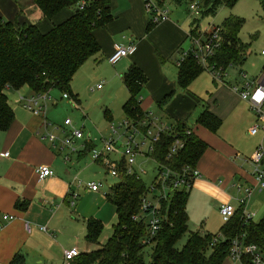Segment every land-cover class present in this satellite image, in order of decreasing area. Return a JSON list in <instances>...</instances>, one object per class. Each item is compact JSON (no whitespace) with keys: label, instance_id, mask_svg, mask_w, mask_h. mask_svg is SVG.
<instances>
[{"label":"crops","instance_id":"1","mask_svg":"<svg viewBox=\"0 0 264 264\" xmlns=\"http://www.w3.org/2000/svg\"><path fill=\"white\" fill-rule=\"evenodd\" d=\"M158 1L166 7L168 0ZM109 7L112 21L95 30L100 50L79 69L111 64L109 57L115 45L133 42L135 50L114 64H118L122 83L124 74L133 65L141 68L147 76L140 93L142 110L158 117L170 129L185 124L207 143L197 162L200 176L190 190L197 193L194 197L199 195L205 200L209 196L218 208L231 203L236 213L246 210L252 219L257 218L254 222H259L264 217V190L255 188L254 166L248 158L261 144L263 131L249 133L256 120L250 103L229 88L224 78L217 80L205 70L187 88L178 85L177 62L192 47L191 30L198 26L176 11L168 14L167 20L153 23L145 0H109ZM74 11L75 8H65L49 19L32 0H0L1 19L19 25L35 24L42 32L49 31ZM197 34L201 35L199 31ZM28 91L20 94L19 104L11 103L8 96L15 118L8 129L0 130V264H63L65 250L72 247H77L80 253L95 250L86 241V221L91 218L103 224L117 221L116 207L107 198L109 190L103 194L85 186L78 189L80 196L71 206L69 190L76 189L79 171L64 160L70 154H64L63 149L54 147L45 138L48 133L62 138L63 129L69 131L70 126L64 124L60 134L52 131L46 113L36 114L24 107L23 100L34 94L30 87ZM78 100L79 106V96ZM205 110L220 120L217 131L198 123ZM41 165L50 166L54 174L40 179L37 168ZM238 183L254 187L246 207L239 203L242 193L237 190ZM22 201L28 203L24 209L17 206ZM5 215L14 219L5 220ZM227 258L222 264H235Z\"/></svg>","mask_w":264,"mask_h":264},{"label":"trees","instance_id":"2","mask_svg":"<svg viewBox=\"0 0 264 264\" xmlns=\"http://www.w3.org/2000/svg\"><path fill=\"white\" fill-rule=\"evenodd\" d=\"M46 18H52L65 8H75L72 15L49 31L42 32L35 24L19 25L0 18V130H6L15 118L8 95V87L20 89L28 85L34 93L49 92L58 89L68 93L75 102L78 96L72 90V80L81 65L100 50L95 30L107 25L113 19L109 0H32ZM85 1V8L78 5ZM181 1V0H177ZM238 0H202L205 7L203 15L216 14L218 9L227 5L233 7ZM264 11V0H259ZM244 19L237 16L227 17L220 29L221 46L211 63L226 71L233 62L244 60V48L247 47L239 37ZM191 33L196 36L198 27ZM206 70L189 54L179 66L178 85L187 88L190 83ZM147 82V76L141 68L133 65L123 76V83L129 97L123 104L127 119L138 124L144 111L141 108L140 93ZM79 101V100H78ZM198 123L211 131H217L220 120L208 110L198 117ZM191 129L192 134H185ZM179 133L186 138L185 147L171 157L169 149ZM90 143V144H89ZM87 150L92 149L91 142H85ZM207 143L185 124H179L173 131L163 134L151 154L173 170L184 166L197 167V162ZM159 166V170H160ZM158 174L153 183L156 182ZM192 187V186H191ZM189 189H178L159 200L162 222L156 235L150 239L152 247L151 261L145 260V240L149 237L145 214L141 205L149 187L135 172L129 174L121 168L120 180L107 194L108 200L116 207L117 221L113 225L112 236L108 242L95 250L81 253L72 264H222L228 257L232 240L244 235L247 242L258 244L264 252V217L259 222L247 218L244 210L225 222L221 234L213 236L191 232L186 245L176 248V243L189 231L188 202ZM27 202L17 203L26 208ZM136 216L143 218L137 219ZM104 224L95 218L86 221V241L99 243ZM212 249L210 254L207 251Z\"/></svg>","mask_w":264,"mask_h":264},{"label":"rangeland","instance_id":"3","mask_svg":"<svg viewBox=\"0 0 264 264\" xmlns=\"http://www.w3.org/2000/svg\"><path fill=\"white\" fill-rule=\"evenodd\" d=\"M199 1L202 4V0ZM190 2L191 0H168L166 8L169 11V15H173L176 11L188 17L193 26H198V31L202 36L212 28L221 26L227 17L237 16L244 19V25L239 33L242 42L247 46L244 48V60L241 63L233 62L229 65L224 73L223 80L228 83L226 85L229 88L231 87V89L232 86L242 89L245 82L258 80L264 73V55L262 54L264 49V11L260 1L238 0L233 7L223 5L216 14L203 15L202 13L200 16H196L190 11ZM205 73L213 76L210 70L206 69ZM243 74H246L247 77L244 78ZM98 84H101V88H98ZM71 86L74 93L79 96L80 105H75L74 100L71 98L63 97L64 93L60 90L51 89L50 95L52 99L47 102L45 110L47 122L49 123V128L56 134L62 132L66 119H71L72 126L83 131L84 137L78 141L74 140L76 143L70 147L65 146L63 153L70 154L71 161L68 163L79 171V178L83 182H101L103 185L100 192L106 194L120 180V177L112 176L109 172L108 161L119 162L122 158L126 138L123 135L125 127H119V124L127 119L123 104L126 101L124 99L128 98V92L119 75L118 64L114 66L109 63H105L103 66L99 64L93 68L82 67L77 70ZM28 90L29 86L24 85L18 90L13 87L7 88L5 92L9 96L11 103L19 104L20 94L25 95L29 93ZM254 114L257 117L255 111ZM164 120L166 119L164 118ZM67 129L70 130L71 126ZM112 139L114 140V151L105 152L102 160H93V151L102 152L106 141ZM136 140H142L140 134L136 136ZM87 141L92 144L91 150H87L84 146ZM72 147L77 150L71 151ZM143 150L146 152L147 147H144ZM133 167L147 187H151L158 174V161L151 154L139 153L136 156V162ZM196 194L195 191H190L188 203L190 213L189 231L177 241L176 248L178 249H182L186 245L191 232L198 231L203 235L217 236L221 234L222 227L226 222L215 201H212L209 196L205 200L200 198L199 195L194 197ZM155 195H159L157 190L155 193H150L148 199L155 201ZM257 205H255L253 211H256ZM256 219L254 217L253 220L257 221ZM115 222L107 221L104 223L98 244H87H90L93 249L100 248L106 244L112 236ZM84 240L83 238V244ZM152 247V244H148L145 248L146 262L151 261ZM211 252L212 249H209L207 254ZM227 259L229 260V258ZM235 264L240 263L235 261Z\"/></svg>","mask_w":264,"mask_h":264},{"label":"built area","instance_id":"4","mask_svg":"<svg viewBox=\"0 0 264 264\" xmlns=\"http://www.w3.org/2000/svg\"><path fill=\"white\" fill-rule=\"evenodd\" d=\"M85 1L80 2L78 8L80 10L84 9ZM146 8L151 15V21L153 23H159L165 21L169 17L168 9L161 4L158 0H145ZM190 11L196 15L200 16L204 12L205 7L201 5L199 0H191L189 5ZM192 41V47L182 54L181 59L178 60L177 65L180 66L183 60L189 55L192 54L193 57L203 66L205 69L210 70L215 79L222 80L225 75V71L222 67H217L216 64L211 63L210 59L214 58L217 50L221 46V35L219 28H212L206 34L194 36L190 34ZM136 45L131 42L127 45H115L113 54L109 57V62L111 64H116L121 58L126 57L128 54L135 50ZM264 55V49L262 50ZM244 78L247 77L246 74H243ZM264 80L263 75L254 82H248L244 85V88L240 89L237 86H232V90L239 94L241 99L246 100L250 103L253 111L256 112V120L250 128L251 134H256L260 130L263 131L261 144L256 148L252 155L248 158L254 166L253 176L255 179V188L258 190H264ZM98 88H101V84H98ZM63 97L71 98L68 93H64ZM52 97L49 92L34 93L30 98H25L23 100L24 107L31 110L36 114H45L47 108L46 101L51 100ZM74 104L77 103L74 101ZM64 124L66 126H71L69 131L63 129L64 136L62 138L56 136L55 134L48 133L45 138L53 143L54 147L59 149H64L65 146H72L74 140L82 139L84 137L83 131L79 130L72 126L71 119H66ZM119 127H125L124 136L126 142L124 144V149L122 152V158L119 162H109L108 168L112 176L120 177L121 168L124 166L126 172L129 174L135 173L133 165L136 162L137 154H146L150 155L154 152L156 143L160 140L163 134L173 131L169 127L160 123V119L155 117L152 113L145 112L141 121L138 124H133L129 119L124 120V122L119 124ZM114 130V128H113ZM115 131V130H114ZM140 134L142 137L141 141L136 140V136ZM185 134H192V130H186ZM114 140L106 141L104 150L100 153L93 151L92 158L95 161L102 160L104 158L105 152L114 151ZM186 138L182 134H175V139L172 142L168 157L173 156L179 152L182 148L185 147ZM144 147H147V151L143 150ZM75 147H72L71 151H76ZM6 156L8 153L5 154ZM64 160L69 162L71 160L69 155H65ZM160 170H158V178L151 187H149L147 195L143 199L141 205V212L147 215L145 216V222L147 224V230L150 238L145 240V243L150 244V239L156 235L157 231L160 229L162 222L161 212L159 210V200L165 199L173 191L178 189L187 188L189 189L194 181L200 176V172L197 168L191 166H184L180 170L176 171L170 168L169 166L158 162ZM37 173L40 179L52 176L54 174L53 169L48 165H41L37 168ZM137 173V172H136ZM76 189H70L69 195L71 197L70 204L71 206L75 205L80 194L78 189L82 187H88L91 191L97 192L101 189L102 183L97 182H88L85 183L81 179L76 178L75 181ZM237 190L242 193V196L239 198V203L246 207L249 203L251 195L253 193L254 187L248 186L242 183L236 185ZM158 191L159 195H155V201L148 199L150 193H155ZM220 213L223 218L228 221L233 214L235 213V207L231 203H223L220 205ZM244 214L247 218H252L250 212L244 211ZM5 220L14 219L12 215L3 216ZM137 219L143 218L141 216H136ZM27 228L30 229V226L27 225ZM46 230V227L40 228ZM244 235L236 237L232 240L231 247L228 253V257L237 261L240 264H264V252L262 248L256 243H250L246 241ZM81 253L77 247H72L64 251V263L63 264H72L73 260L78 257Z\"/></svg>","mask_w":264,"mask_h":264},{"label":"water","instance_id":"5","mask_svg":"<svg viewBox=\"0 0 264 264\" xmlns=\"http://www.w3.org/2000/svg\"><path fill=\"white\" fill-rule=\"evenodd\" d=\"M263 84H264V80H263V82H262Z\"/></svg>","mask_w":264,"mask_h":264}]
</instances>
